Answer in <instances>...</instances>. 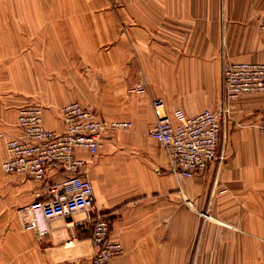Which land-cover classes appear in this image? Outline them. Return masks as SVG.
I'll return each instance as SVG.
<instances>
[{"label":"crops","instance_id":"crops-1","mask_svg":"<svg viewBox=\"0 0 264 264\" xmlns=\"http://www.w3.org/2000/svg\"><path fill=\"white\" fill-rule=\"evenodd\" d=\"M121 3L113 11L127 32H0V264H62L95 253L82 213L73 225L51 221L43 237L26 228L21 208L47 188L2 166L8 139L20 132L21 106L42 103L46 126L63 130L60 108L74 100L97 116L134 123L105 136L97 154L77 150L97 208L125 249L114 264H264V132L257 126L264 93L230 104L221 142L227 159L192 178L169 169L167 149L149 134L154 100L169 115L219 110L223 63L264 62V0ZM66 177L55 167L46 183Z\"/></svg>","mask_w":264,"mask_h":264},{"label":"built area","instance_id":"built-area-1","mask_svg":"<svg viewBox=\"0 0 264 264\" xmlns=\"http://www.w3.org/2000/svg\"><path fill=\"white\" fill-rule=\"evenodd\" d=\"M119 4L120 0H110ZM264 31V17L259 21ZM224 100L219 110L205 108L196 115L176 109L169 115L164 112L163 100H154L157 115L150 136L168 151L169 169L180 178H192L205 172L213 161L224 162L228 155L221 142L230 117V104L244 94L264 93V62L226 61L222 66ZM63 130L45 124V108L39 103L23 105L18 111L19 134L8 139L7 157L2 162L5 171L24 174L40 183L46 191L21 208L26 228L39 237L50 231V222L69 218L73 225L76 214L85 215L92 225L95 253L77 261L62 264H114L125 249L121 241L112 237L110 219L96 205L94 186L82 174L85 160L78 149L97 154L103 138L121 129H131L133 121L110 119L95 114L91 107L79 100L60 108ZM264 132V114L257 124ZM58 167L67 177L62 182L47 184L48 172ZM45 196V197H44ZM73 241L69 240L68 244Z\"/></svg>","mask_w":264,"mask_h":264},{"label":"rangeland","instance_id":"rangeland-1","mask_svg":"<svg viewBox=\"0 0 264 264\" xmlns=\"http://www.w3.org/2000/svg\"><path fill=\"white\" fill-rule=\"evenodd\" d=\"M66 1L0 0V32H127L128 22L119 20L114 12L122 8L121 0L119 4L110 0ZM85 232L92 238L91 224Z\"/></svg>","mask_w":264,"mask_h":264}]
</instances>
